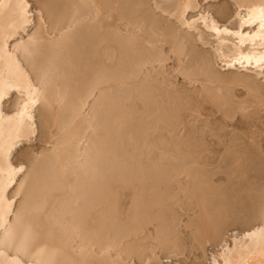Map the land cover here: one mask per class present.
<instances>
[{
  "label": "rangeland",
  "instance_id": "1",
  "mask_svg": "<svg viewBox=\"0 0 264 264\" xmlns=\"http://www.w3.org/2000/svg\"><path fill=\"white\" fill-rule=\"evenodd\" d=\"M100 1L101 6L97 9L88 3L83 7L89 22L81 21L74 30V34L77 30L79 33L90 30L93 35L97 31L90 42L91 46L83 42L85 39L79 40L78 35L74 41L80 45L77 49L75 45L72 49V45L65 46L60 43L62 53H58L59 57H53L46 41L60 32L58 27L64 7L67 5L70 9L76 0H27L30 5V22L23 31H18V34L9 40L8 45L11 48L14 43L27 42L28 37L42 36L44 47H40L45 50L39 47V52L37 50L29 56L31 59L27 57L24 61L20 58V61L34 83L40 66L47 68L46 76H49L48 81L44 79L47 83L43 81L44 85L46 84L45 89V86L42 87L43 92L38 86L40 100L31 111L34 131L21 138L10 155L12 165L22 167L7 191L8 198L17 192L13 212L33 201L36 196L48 197V201L52 198L50 205L46 203V209L41 208L45 207L44 203L36 207L39 213L51 211L50 215L59 208L66 207V203L73 207L70 209L67 206L65 211H72L76 207L84 210L92 201L98 205L96 210H104L100 217L97 216L98 219L103 217L105 212L109 214L108 211L111 210L109 217L106 215L108 219L105 223L110 232L118 235L116 237H123L125 234V240L128 242L126 246L129 249L132 242L136 245L140 242L144 244H139L141 251L136 252L142 254L141 256L137 257L131 253H127L126 257L122 255L126 264H211L212 256L219 252L223 245H229L232 238L240 239L244 232L258 225H262L264 229V69L255 71L251 67L240 68L238 65L227 68L221 52L226 48L233 49L236 41L226 36L224 47L219 46V37L205 27L213 21L219 29L236 31L241 19L245 18L244 8L251 0H188L192 7L182 14L181 5L187 0ZM138 4L142 5L137 10ZM142 7L147 10L142 12ZM143 13L145 14L142 15ZM138 15L141 16L142 23ZM115 16L119 19H113ZM145 16L149 20H146L147 24L144 21L147 19ZM103 20H106V23L117 21L112 22L110 27H105ZM106 36L113 41L110 47L104 49L100 42L105 40ZM80 41L82 42L79 43ZM116 41H124V46ZM65 47L70 50L69 53L63 50ZM133 51L140 55L139 59L144 64L141 77L136 76L138 79L133 76L132 78L128 71L123 73L124 70L121 69V64L125 61L129 62V67L132 65ZM49 55L52 56L50 59ZM105 56L110 57H107L108 61L116 70L113 71L115 75L110 82L112 88L101 94L102 98L98 99L96 105L94 97L87 100L85 95L90 86L102 76L100 72L103 71L102 62ZM128 66L124 68L128 69ZM203 75L204 78L201 77ZM193 77L194 81L201 78L193 82ZM211 80L215 86L211 85ZM207 81L210 82L208 86L204 84L208 83ZM144 87L146 92H143ZM140 91L147 98L143 95L141 98ZM138 97L142 102L146 100L145 106L144 102L141 104L144 108L148 107L146 113L143 110L137 114V108H142ZM22 99L21 92L10 91L1 102L2 113L15 112ZM131 101L136 103L135 109ZM93 107L96 112L91 115ZM85 120H91V125L77 144L78 149L75 151L79 154L78 158L56 171L59 172L58 175L55 174L53 155L58 151L65 152L63 144L70 141V132L72 133L74 128L82 127L81 124H86ZM91 133L95 134L94 137ZM101 133H105L104 136ZM93 141L103 142L102 147L107 151L96 149ZM106 144L108 146H105ZM84 155L88 156L92 168L77 171V163L83 162L81 158ZM38 176L41 180H46L41 187L35 180ZM108 178L114 183V194L107 198L106 203L110 206L103 207L105 203L97 201L96 196L100 193L98 189H104ZM84 181L85 185L80 184ZM122 182L126 185L129 183L128 187L123 186V190L119 187H122ZM130 184L132 191H129ZM125 187L127 188L124 189ZM70 190L73 191L68 193ZM70 198L76 199L75 207L71 200L68 202ZM119 198L123 200L118 201ZM115 202L116 205L119 202L118 207ZM61 204H64L63 207H57ZM149 207L152 210H149ZM105 208L110 210L106 211ZM120 211L122 218L118 215ZM149 211H153L155 216ZM94 212L97 214V211ZM147 212L154 217L150 227H147L146 221L145 225L143 222L136 226L140 214L143 216ZM123 213L127 214L126 218ZM202 213L204 216L200 215ZM202 216L207 219V226H211L206 227V230L209 229L205 231V235L200 232L201 229H197L202 223L199 220ZM9 221L13 222V215H10ZM41 221L46 222V219ZM141 226L143 230L140 229ZM130 229L138 230L133 239L129 237ZM146 230L150 235L155 233V238L159 235L157 237L160 238H156V244L154 243L155 247L150 245L145 237ZM102 235L104 236L100 235L98 242L105 243L107 234ZM79 238L77 233L72 235L71 245L74 248L77 247ZM3 239L0 231V242ZM118 247L109 253L113 260H116L117 253L122 250ZM154 254L157 256L156 260L152 259ZM20 256L25 262V255Z\"/></svg>",
  "mask_w": 264,
  "mask_h": 264
},
{
  "label": "bare ground",
  "instance_id": "2",
  "mask_svg": "<svg viewBox=\"0 0 264 264\" xmlns=\"http://www.w3.org/2000/svg\"><path fill=\"white\" fill-rule=\"evenodd\" d=\"M100 2H101L100 0H79V1L76 0V2L72 4L70 9H69V7H66L67 5L64 7V14L62 17L63 22L61 20V22H59L60 25L58 27L60 32L57 34L56 37L54 36V38H53V36H52V38H51L49 36L50 38L47 37L48 39H46V41L48 42L47 44H49L50 47L47 45L46 46L51 49V52L53 53L52 54L53 57H55V56L59 57L60 56V54H58L59 52H61L60 51V49H61L60 43H64L65 46L67 44L72 45V49L75 45V48L77 49V47H79L80 45L78 44V42L74 43V41H75L76 36L78 38V35H79V40H80V38H83L82 41L85 39L86 42L85 41H83V42L86 43L87 45L93 41L92 37H94V35H95V33H97V31L93 35L92 31H90V30L89 31L86 30L87 32L85 31V32H80V33L77 32L78 31L77 30L75 34H74V30L78 25H80L81 21L87 20L89 22V18L85 14L83 7L85 5H87V3H88V4H91L93 8L97 9L98 6L99 7L101 6ZM137 3H138V1H137ZM139 3H141V2L139 1ZM190 4H191V2L188 0L186 2H184L181 5L182 9H181L180 14H182L187 9L192 7ZM140 5H142V4H140ZM140 5L138 4L137 10L139 9ZM145 9H143V7H142V12ZM157 9H158V7H157ZM137 10H136V13L138 12ZM244 11H245V18L241 19L236 31H229L226 28L219 29L213 21L210 22V24L205 26V27L207 29H209L210 31L214 32L215 35L219 37V39H220L219 46L224 47L223 45H224L226 36H229L236 41V42H234V48L233 49L226 48V50H225L226 52L225 51L221 52V57L224 61V65L227 68L238 65L240 68L251 67L255 71H262L264 69V0L248 1V4L245 6ZM29 12H30V5L27 2V0H0V105H1V102L7 97V95L12 90H16L18 92H21L23 95V99H22L20 105L15 110V112H13L11 114L2 113L1 106H0V231L2 232L3 238H4L3 241L0 242V264H126L124 259L127 255V253L128 254L131 253L132 255H135L137 257L141 256L142 254L141 255L138 254L141 251V250H139V248H141V246H143L144 244H141V242H140L139 243L141 245L140 246L139 244L136 245V244H134V242H132L133 245H132V243L131 244L129 243L130 247H131L129 249L126 246V244L128 242L126 241L127 239L125 240V238H126L125 234H123L124 235L123 237H120V236L116 237V235H117L116 233L110 232V228L108 229V225H106V223H105V220L108 219V218L106 219V217L107 216L109 217L110 212H111V210L109 208L108 209L110 210V212L108 211V209L105 208L109 214H107L105 212L104 216L103 217L101 216V218L98 219L100 217L99 215L101 214V212L103 213L104 210L101 212H100V210L99 211L96 210L95 208L98 206V205H96L97 203L93 204V202L90 201L91 204H89L90 205L89 207H86L87 209L83 206L85 208L84 210L83 209L81 210V209L76 207L72 211H65V208L67 206L70 207V204L66 203V204H68L66 207H63L62 205H64V204H61L57 207L61 206L63 208H59V210L57 212L54 211L50 215V212H51L50 210H49L50 211L49 213L48 212L44 213L42 211V209L43 208L46 209V206H47L46 203L48 202L47 204H49V201H51L52 198L48 201V197L46 198V197L35 195L36 197L33 201L28 199L31 202H28V204H26L25 206H21V207L17 208L15 213L13 212L14 211L13 210V203H14V198L17 195V192H15L11 196V198H8L7 191H9L8 189L11 187V185L16 180V176L22 170V167H16V166L14 167L10 161V155H11L13 149L15 148V145H17V143L20 142L21 138L26 137V136L33 133L34 130H33L31 111H33L36 104L40 100L39 99L40 88H41L42 92H43V89L46 88V84L44 85V83H43L44 79H46L47 81L49 80V76L48 77L46 76V71H47L46 69L47 68L40 66V67H38V71L36 70L38 73V76H36L37 74L35 73L36 74L35 75V81H36L35 83L36 84H35L30 79V76L26 70V67L20 61V58L24 59V61H26L27 57H28L27 59H29L30 58L29 56L31 55L32 52H36L37 50L39 52V47L43 45L42 44V40H43L42 36H41L42 38L41 37L35 38L33 36H31L30 38L28 37L27 42L14 43L11 45V48H9L10 46L8 45L10 38H13V36L15 37V35L18 34V31H23L27 27V25L29 24V22H30ZM144 12H146V11H144ZM146 13H148V12H146ZM139 14H141L140 11H139ZM144 14L145 13H143L142 15H144ZM116 16H118V15H116ZM116 16L113 19L117 18ZM138 16H139L138 17L139 20L142 19L140 15H138ZM112 17L113 16H111V18ZM138 18H135V19L137 21H139ZM117 19H119V18H117ZM146 20H148V18L144 19L145 23H146ZM105 21L106 20H103V22H105ZM114 21H117V20H114ZM114 21H112V22H114ZM133 21H134V19H133ZM141 21L143 22V20H140V22ZM108 22H110V21H108ZM108 22L104 23L105 27L106 26L110 27L112 25L111 24L112 22L111 23H108ZM79 31H80V29H79ZM93 31H95V30H93ZM100 33H102V32H100ZM98 35H100V34H98ZM124 36L126 37L125 34H124ZM98 37H100V36H98ZM107 37L108 36L105 37L106 39L104 38L105 40L100 42V45L102 47H104V49H105V47H107V48L110 47L112 44V41H113V40H110L109 37L108 38ZM123 40H124V38H123ZM77 41H78V39H77ZM82 41H80L79 43H81ZM116 42L119 43V41H116ZM116 42H114V43H116ZM123 42L124 41H121V43H119V44L123 45ZM166 42H167V40H166ZM169 42H170V44H172L171 41H169ZM169 42L167 43L168 45H170ZM118 43H116V44H118ZM130 44H132V43H130ZM90 46H91V44H90ZM117 46H119V45H117ZM42 47H44V46H42ZM42 47H40V48H42ZM170 47H171V45H170ZM86 48H87V46H86ZM42 49L45 50V48H42ZM72 49H71V51H72ZM44 50H43V54H45ZM63 50L68 51V50H66V47ZM69 51H68V53H69ZM40 52H42V51L40 50ZM73 53H75V52H73ZM133 53H134V51H133ZM63 55H64V53H63ZM50 56L51 55H49V59H50ZM139 56L140 55L136 54V51H135V53L133 54V57H131L132 58V65L130 67L128 66L129 62H127V61L123 62L124 66H126V65L128 66V69H127V67L124 68L123 64H121V69L124 70L123 73L125 71L126 72L128 71L127 73L130 74L131 77L133 76L136 79H138L137 78V77H139L138 75H140V77H141V73H142L141 68L144 64H142V62L140 61ZM107 57H109V56H105L103 59V62H102V64H103L102 70L103 71L100 72L102 76H100V79L97 80L96 82H94L90 86V88L87 91V94L85 95L87 100H88V98L94 97L95 98L94 100H96V103L94 101L93 102L96 105L98 103V99H100V97L102 98L101 94H104V92L108 91L110 89V87L113 86V85H110V82L113 81V75H115L114 70H116V69L114 67H111V63H110V61H108L110 57L109 58H107ZM44 60H45V58H44ZM52 60H53V58H52ZM112 60H113V58H112ZM114 60H115V58H114ZM141 60H142V58H141ZM31 61H33V59ZM47 61H49V60H46V62ZM128 61H130V60H128ZM33 62L35 63V61H33ZM113 62L114 61H112V63ZM119 62L121 63V61H119ZM38 63H40V62H38ZM43 63L44 62H42L41 64L44 65ZM68 64H69V62H68ZM113 64H115V63H113ZM122 70L120 72H122ZM48 74H49V72H47V75ZM204 75L201 77L204 78ZM125 77H127V76H125ZM201 77L197 78L196 81L198 79L200 80ZM120 78H122V77H120ZM192 79H193V82H196V81H194V77ZM205 80H207V79H205ZM44 82L47 83L46 81H44ZM130 83H131V81H130ZM209 83L210 82L204 83V84L207 85ZM214 84L215 83L212 84V80H211V85H214ZM43 86H45V87L42 89ZM53 87L56 88L55 85ZM145 89L146 88L144 87L143 92H146ZM44 91H46V90H44ZM143 92H141V96H140L141 98H143L142 95L144 96ZM148 94H149V92H148ZM145 95H146V93H145ZM40 96L42 97V95H40ZM131 97H133V96H131ZM144 98H147V97L144 96ZM106 99L107 98H105V100ZM137 99L140 100V102H141L140 106H141V104H143L144 101L142 102L139 97ZM135 100H136V98H134L133 102H135ZM45 101H47V100H45ZM53 101L56 102V100H54V99H53ZM99 101H101V100H99ZM55 102H52V104H55ZM106 102L107 101H105V103ZM137 103H139V102L137 101ZM145 103H146V100L143 104L144 106H145ZM103 104H101V105L103 106ZM133 104H132L133 108H134V106H137L136 103H133ZM50 106H52L51 103H50ZM93 106H95V105H93ZM146 106H148V105H146ZM98 107H100V106H98ZM142 108H140V109L137 108V110H136V111H138L137 114H139V112L140 111L142 112L143 110L146 113V109L148 107L147 108L142 107ZM102 109H104V108H102ZM91 110H93V112L91 111V115H93L94 112H96V108L91 109ZM53 112H55V111H53ZM144 112H143V114H145ZM75 114H77V112ZM137 114H135V117ZM142 116H144V115H142ZM92 118H94V117H92ZM75 119L73 122H75ZM71 120H73V119H71ZM85 121H87V120H85ZM89 121L91 122V120H88L86 122V124L85 123L81 124L82 127L74 128L72 133L70 132V136L72 135V137H70L71 138L70 141H68L67 143L65 142L63 144L64 145V151H65L64 153H63V151H62L63 149H62V150H60V151H62V153L58 151L57 153H55L53 155V159H52L53 164L52 165H53L54 173L58 170L63 169L67 164H71L74 159L76 160L78 158L79 154L77 155V153H76L78 148L76 149V147L78 146L77 144L79 142H81L80 140L83 138V135H85V132L89 131L88 128H89V125H91V123ZM71 123H72V121H71ZM81 125H79V126H81ZM91 134L94 137L95 134L94 135H93V133H91ZM101 134L103 135L105 133H101ZM98 140H100V139H98ZM108 142H110V141H108ZM90 143L92 144V142H90ZM93 143L95 144V145L93 144V146H95L96 149H102L103 151L106 150V149H103V147H102L104 144L103 142L95 143V141H93ZM91 144H89V146ZM105 146H108V145L106 144ZM85 147H86V145H85ZM90 148L92 149V147H90ZM69 149H71L72 152H70L71 150H69ZM91 149H89V150L91 151ZM95 151H93V152H95ZM99 152H96V153H99ZM81 154H83V153H81ZM81 159H83V162L77 163V166H78L77 171L78 170L84 171V169L89 170L90 168H92V167H90L91 163L88 160V156L84 155ZM96 163L98 164L99 162L96 161ZM94 164H95V162H94ZM94 170H96V168ZM58 173L56 172L55 174L58 175ZM61 174H63V173H61ZM72 174H74V173H72ZM57 175H56V177H57ZM86 175H88V174H86ZM96 175L98 177V174H96ZM75 176H76V174H75ZM59 177H60V175H59ZM77 178L78 177H76L75 179L77 180ZM35 180H36L37 185H39L40 187L42 185H44L45 184L44 181H46V180H43V178H42V180H43L42 181L39 178V176L36 177ZM112 183L113 182H110V180L108 178V183L106 182V185H104V189L102 191H101V189L100 190L98 189V191L100 193L98 196H96L98 198L97 201L101 200L103 204L105 203V205H103V207H105V206L109 207L110 206V205L108 206L109 203L107 204L106 201H108L107 198L109 196H111V194H114V192H112V189L114 188L113 187L114 183L113 184ZM80 184L85 185V181L83 183H80ZM117 184H118V182H117ZM117 184H115V185H117ZM121 184H123V182ZM127 184L129 185V183H127ZM131 184L129 187V191L131 190L130 189ZM69 185H71V184H69ZM119 185H120V183H119ZM124 185H126V184H123L122 187L119 186L121 190H123L122 188ZM128 185H126V186L128 187ZM133 185H132V187H133ZM127 187H125L124 189H126ZM61 189L63 190V188H61ZM81 189H80V191H81ZM117 189L118 188H116V190ZM133 189H134V187H133ZM72 191L70 190L68 193H71ZM113 191H114V189H113ZM85 193H87V191ZM72 194H74V193H72ZM76 195H77V193H76ZM115 195H112V196H115ZM84 196H85V194H84ZM69 197H70V195H69ZM77 197H75V198H77ZM116 197H117V195H116ZM122 197H123V194H122ZM73 198H74V195H73ZM56 199H57V197H56ZM56 199H55V201H57ZM82 199H85V197ZM121 199L123 200V198H119L118 201ZM70 200L72 201L73 205L76 204V199L72 200L70 198L68 200V202ZM87 200H90V199H87ZM59 201H60V199H59ZM81 201H83V200H81ZM109 202H110V200H109ZM116 202L114 203L115 205H116ZM25 203H26V201H25ZM43 203H44L45 207L41 206L42 209L40 208V210L43 213H41V212L39 213V209L37 208L38 209V211H37L36 207H39L40 204L43 205ZM82 203H84V201ZM118 203H117V205H118ZM58 204H56V205H58ZM110 204H111V202H110ZM127 205H126V208H127ZM85 206H87V205H85ZM72 207H70V209H72ZM74 207H75V205H74ZM116 208L114 211H116ZM149 208H150L149 210H152L151 207H149ZM91 210H93V213H91ZM94 210L97 211V214L98 213L99 214L97 215L96 212H94ZM117 210H119V209H117ZM126 211L127 210H125V213H126ZM117 212H119V211H117ZM117 212H115V213H117ZM151 212L152 213H150V211H149L150 214L154 215V212L153 211H151ZM54 213H56V214H54ZM121 213H122V211H120V213L118 215L120 216ZM133 213H134V211H133ZM140 213H142V212H140ZM147 213L143 214V216L140 214V216H139L140 220L139 221L137 220L136 226L141 225L143 222L145 225V221H146L147 227L148 226L150 227V224L152 223L151 219H153L154 217L152 218V215H150L149 213L147 214ZM203 214L204 213H202L200 215H203ZM10 215H13V222H11V223L9 221ZM124 215L126 218L127 214H124ZM97 216H99V217L97 218ZM141 216H142V219H141ZM203 216L201 218L199 217L200 218L199 220H201L202 223L201 224L199 223L200 228L198 227L197 229H201L200 232L203 235H205V231L207 232V230L209 229L208 228L206 230V227H209L210 225L207 226L206 223H208V221H206L207 219H205V217H203ZM44 218L46 219V222L41 221ZM149 221H150V223H149ZM148 223H149V225H148ZM121 227H123V226H121ZM140 229L143 230V227ZM137 231H136V229H133V230L130 229L129 237L132 239L134 237H136V234H138ZM79 232H80V234H78ZM154 232H156V231H154ZM210 232H212V229ZM75 233H77V235H79V237H80L78 239L79 243L76 244V246H77L76 248H74L71 245V241L73 240L72 235ZM104 233L107 234V239H106L107 241L104 239L105 243H104V241H103V243L98 242L100 235L104 236V235H102ZM198 233H199V230H198ZM154 234L155 233H152L150 235V232H148V231L145 234V237L147 238V240H149L150 245L152 244V246H154V243L156 244V238H160V237H157L159 235H156V238H155ZM202 234H200V235H202ZM207 234H209V233H207ZM209 236H211V233ZM209 236H207V237H209ZM162 237H163V235H162ZM142 238H144V237L142 236ZM142 238L140 237L139 239H141V241H143ZM167 238H169V237H167ZM135 239H137V238H135ZM139 239L136 241L137 243H138ZM100 241L102 242V239ZM158 241L159 240H157V242ZM129 242H131V241H129ZM129 244H128V246H129ZM118 246L121 247L122 250H119L121 252L117 253L116 260H113L110 257L109 253L111 250H113V248L115 249V247H118ZM144 248H145V246H144ZM138 250H139V252L136 253ZM21 254L25 255V259H26L25 262L22 261L21 256H20ZM131 254L129 256H131ZM122 255L125 257L122 258L123 257ZM152 259L156 260L157 256L154 254L152 256ZM211 264H264V229H263L262 225L255 226L251 230L244 232L240 239H238V237L232 238L231 243L229 245H227V244L223 245V247H221L220 251L215 253L214 256H212Z\"/></svg>",
  "mask_w": 264,
  "mask_h": 264
}]
</instances>
